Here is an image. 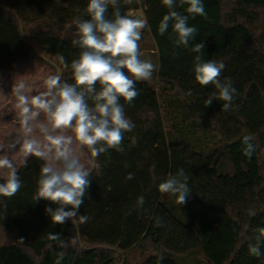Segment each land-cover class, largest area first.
Returning a JSON list of instances; mask_svg holds the SVG:
<instances>
[{"label": "trees", "instance_id": "16d2710c", "mask_svg": "<svg viewBox=\"0 0 264 264\" xmlns=\"http://www.w3.org/2000/svg\"><path fill=\"white\" fill-rule=\"evenodd\" d=\"M202 2L206 17L189 15L179 0L176 10L197 29L189 48L203 42V59L225 64L221 80L230 78L238 93L232 108L222 110L218 100L204 106L216 90L195 81L197 54L174 45L172 22L159 33L168 12L162 0H120L122 14L134 18L135 11H144L140 50L149 32L159 54L157 81H137L139 95L131 103L120 100L135 124L123 151L110 149L98 158L80 151L89 156V167L93 159L99 167L88 177L78 214L89 220L78 232L71 221L51 222L45 208L56 205L34 200L45 161L29 156L17 166L6 141L0 157L13 161L22 187L12 197L0 196V264H55L60 252V264H264V255L254 257L248 249L256 229L264 227V0ZM88 3L0 0V82L9 73L32 75L42 68L58 75L53 62L62 79L73 83L70 64L80 51L72 44L74 21L90 19ZM112 11L110 6L109 18ZM246 135L256 146L251 158L243 154ZM180 168L192 192L183 205L158 189ZM49 233L60 234L69 246L61 248Z\"/></svg>", "mask_w": 264, "mask_h": 264}, {"label": "clouds", "instance_id": "9594fccd", "mask_svg": "<svg viewBox=\"0 0 264 264\" xmlns=\"http://www.w3.org/2000/svg\"><path fill=\"white\" fill-rule=\"evenodd\" d=\"M132 2L124 0L125 4ZM162 4L168 12L159 23V33L163 35L172 22V31L176 34L174 45L189 48L197 34L196 27L189 26L188 15L176 10L177 0H162ZM179 5H187L186 12L193 17L207 16L202 0H179ZM110 6L113 9L111 18L108 15ZM86 13L90 19L74 21L76 31L72 44L80 49L78 57L70 64L74 82L69 83L60 75L49 76L47 90L34 96L26 94L23 82L13 88L24 135L21 148L25 157L34 156L45 161L34 200L44 199L56 205L45 208L51 222L64 224L71 221L77 232L80 225L89 220L87 215L78 212L90 186L88 177L99 167L95 159L90 162V167L86 166L79 153L86 148L92 158H98L110 149L123 151L125 134L132 132L135 124L126 116L120 100L123 98L126 103H131L139 95L136 82L151 80L157 71L151 60L141 58L139 41L147 26L145 20L122 14L120 0H89ZM204 49L203 42L189 48L197 54L193 64L195 81L203 87L212 85L216 90L209 93L204 106L218 100L223 101L222 110L229 111L238 94L237 89L230 78L221 80L225 68L223 62L203 59ZM61 61H64L63 57ZM188 94L191 95V91ZM41 114L45 118L43 121L38 119ZM37 130L39 138L33 135ZM69 130L71 135L66 134ZM253 139L251 135L243 137V154L248 158L256 151ZM0 170H7L4 182L0 183V196L12 197L22 187L17 168L12 160L2 156ZM188 180L189 176L180 168L162 181L158 189L175 196L183 205L192 193ZM143 203V197H138V204ZM256 232L255 242L250 243L248 249L250 255L258 258L264 255L261 251L264 227L257 228ZM48 238L57 241L61 248L69 246L58 233H49ZM63 257L64 252H60L55 264H60Z\"/></svg>", "mask_w": 264, "mask_h": 264}, {"label": "rangeland", "instance_id": "374dc122", "mask_svg": "<svg viewBox=\"0 0 264 264\" xmlns=\"http://www.w3.org/2000/svg\"><path fill=\"white\" fill-rule=\"evenodd\" d=\"M134 14V18H139L146 21V17L142 9L135 11ZM156 47L157 46L152 34L147 32L146 43L144 45V51L142 52L141 58L151 60L152 63H154L156 66H159V54L156 53V50H154ZM156 72L157 71L153 73L151 80L144 82L154 85L157 81ZM49 76L50 74L48 70L46 68H42L38 74L32 75L26 74L24 72L9 73L5 80L0 82V151L5 148L7 144L6 141H8V157L13 159L17 166L22 164L29 156L25 157V154L21 148L24 135L20 127L19 110L16 107L18 101L16 95L13 92V88L16 84L23 82L26 85L27 95H38L41 92L47 90L46 81ZM66 134H68V131ZM33 135L37 138L40 137L38 130L35 131ZM13 144L16 145L15 148L12 147ZM79 154L82 156L85 165L88 166L89 156L83 153ZM6 175L7 170H0V177L5 178Z\"/></svg>", "mask_w": 264, "mask_h": 264}, {"label": "water", "instance_id": "95a60500", "mask_svg": "<svg viewBox=\"0 0 264 264\" xmlns=\"http://www.w3.org/2000/svg\"><path fill=\"white\" fill-rule=\"evenodd\" d=\"M53 65H55L56 66V68H57V70H58V75H61V73H62V71H61V69L56 65V64H54L53 62H51ZM93 172V171H92ZM91 172V173H92ZM90 173V174H91Z\"/></svg>", "mask_w": 264, "mask_h": 264}, {"label": "crops", "instance_id": "0c3cea01", "mask_svg": "<svg viewBox=\"0 0 264 264\" xmlns=\"http://www.w3.org/2000/svg\"><path fill=\"white\" fill-rule=\"evenodd\" d=\"M20 165H21V164H20ZM20 165H19V166H20Z\"/></svg>", "mask_w": 264, "mask_h": 264}]
</instances>
